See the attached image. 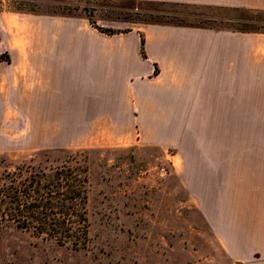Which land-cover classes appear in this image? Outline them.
Instances as JSON below:
<instances>
[{
    "label": "rangeland",
    "instance_id": "374dc122",
    "mask_svg": "<svg viewBox=\"0 0 264 264\" xmlns=\"http://www.w3.org/2000/svg\"><path fill=\"white\" fill-rule=\"evenodd\" d=\"M159 9L140 0H0V53L8 54L0 61V175L68 162L85 165L90 178L86 247L1 225L0 264H224V171L249 119H187L178 146L101 148L79 146L62 118L49 119L47 132L44 119L30 118V66L58 61L61 48L103 44L111 32L158 19ZM255 19L238 26L264 28V13ZM63 56L75 69L85 55ZM8 109L17 119H5Z\"/></svg>",
    "mask_w": 264,
    "mask_h": 264
},
{
    "label": "crops",
    "instance_id": "0c3cea01",
    "mask_svg": "<svg viewBox=\"0 0 264 264\" xmlns=\"http://www.w3.org/2000/svg\"><path fill=\"white\" fill-rule=\"evenodd\" d=\"M140 1L159 18L29 67L30 118L46 132L62 118L79 146L101 148L178 146L187 119H249L224 171V264H264V28L238 26L264 0ZM68 53L85 55L75 69Z\"/></svg>",
    "mask_w": 264,
    "mask_h": 264
},
{
    "label": "trees",
    "instance_id": "16d2710c",
    "mask_svg": "<svg viewBox=\"0 0 264 264\" xmlns=\"http://www.w3.org/2000/svg\"><path fill=\"white\" fill-rule=\"evenodd\" d=\"M145 38L141 39L144 50ZM0 53V61L7 59ZM88 168L62 162L48 168L23 164L0 175V226L14 225L74 248L86 247L89 235Z\"/></svg>",
    "mask_w": 264,
    "mask_h": 264
}]
</instances>
